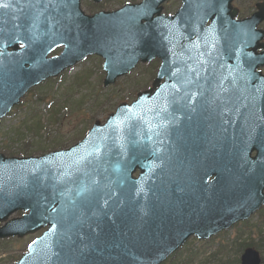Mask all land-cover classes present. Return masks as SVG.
Segmentation results:
<instances>
[{"label": "water", "instance_id": "obj_1", "mask_svg": "<svg viewBox=\"0 0 264 264\" xmlns=\"http://www.w3.org/2000/svg\"><path fill=\"white\" fill-rule=\"evenodd\" d=\"M164 1L86 16L80 0H0V49L9 47L11 21L25 17L31 26L23 62L0 52V118L31 86L88 53L106 59L105 85L155 56L164 61L160 77L174 70L192 80L199 73L190 67L202 65L200 41L192 37L202 30L205 7L213 11L221 0H183L174 17L153 18ZM67 2L77 17L74 38L83 31L89 43L47 59L57 40L42 35L58 32L56 13ZM242 24L222 29L208 46V73L200 77L216 79L222 90L220 105L206 112L216 115L205 117L199 102L174 112L171 95L162 91L120 106L105 125L96 123L67 150L30 158L0 155V221L17 210L29 211L1 228L0 237L48 226L16 264H160L191 235L209 238L264 204V103L253 104L251 87L243 80L234 85L230 71L231 41L239 51L248 49ZM241 264H260L259 253L246 249Z\"/></svg>", "mask_w": 264, "mask_h": 264}, {"label": "rangeland", "instance_id": "obj_2", "mask_svg": "<svg viewBox=\"0 0 264 264\" xmlns=\"http://www.w3.org/2000/svg\"><path fill=\"white\" fill-rule=\"evenodd\" d=\"M140 1L102 0L94 4L82 0V8L91 14L116 10L126 2ZM163 6L164 13L173 14L181 6V1L168 0ZM60 51L59 48L50 55ZM101 62V58L90 56L64 73L62 79L58 77L32 88L10 117L0 124V153L7 156L40 155L71 146L94 121L106 120L120 102L132 101L137 92L150 87L158 68L157 61L140 64L114 85L104 87L105 73ZM26 241L15 240L10 245L3 242L0 264L6 262L4 257L7 255L3 256L6 253L17 258ZM206 243L191 238L171 263L164 264H239L246 247L255 248L264 258V205L247 222L236 224Z\"/></svg>", "mask_w": 264, "mask_h": 264}, {"label": "flooded vegetation", "instance_id": "obj_3", "mask_svg": "<svg viewBox=\"0 0 264 264\" xmlns=\"http://www.w3.org/2000/svg\"><path fill=\"white\" fill-rule=\"evenodd\" d=\"M231 10L230 12H234V10H237V16H235L236 19H245L248 18L258 12H260V16L262 17V20L256 25V29L260 32H264V0H234L231 3ZM264 43V40H260V45ZM262 72H264V67L261 69ZM1 226V225H0ZM26 243L24 245V249L26 245L29 243V236L25 237H8V238H2L0 239V246L1 245H10L12 244L15 240L16 241H24L26 240ZM4 242V243H3ZM12 242V243H11ZM3 243V244H2ZM24 249L22 251H24ZM8 252V249L6 250ZM7 255V256H5ZM4 260H6V264H14L15 258L12 255H9V253L4 254ZM3 260V261H4ZM2 263L1 264H5Z\"/></svg>", "mask_w": 264, "mask_h": 264}, {"label": "snow or ice", "instance_id": "obj_4", "mask_svg": "<svg viewBox=\"0 0 264 264\" xmlns=\"http://www.w3.org/2000/svg\"><path fill=\"white\" fill-rule=\"evenodd\" d=\"M5 6H7V5H5Z\"/></svg>", "mask_w": 264, "mask_h": 264}]
</instances>
